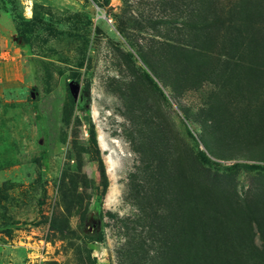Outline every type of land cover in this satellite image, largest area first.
<instances>
[{"label": "rangeland", "instance_id": "374dc122", "mask_svg": "<svg viewBox=\"0 0 264 264\" xmlns=\"http://www.w3.org/2000/svg\"><path fill=\"white\" fill-rule=\"evenodd\" d=\"M160 4L132 0L130 13L138 21L163 13L170 26L176 7ZM125 10L123 0H0V264H121L126 240L145 236L126 224L139 210L132 194L145 186L138 150L152 116L161 130L169 124L195 164V143L183 126L191 110L198 147L204 149L203 134L212 160L239 163L206 171L232 174L238 192L250 197L264 185V171L247 166L264 164V48L251 52L257 71L240 67L233 83L202 84L179 105L159 85L169 105L136 80L112 15ZM252 232L263 249L258 227Z\"/></svg>", "mask_w": 264, "mask_h": 264}, {"label": "trees", "instance_id": "16d2710c", "mask_svg": "<svg viewBox=\"0 0 264 264\" xmlns=\"http://www.w3.org/2000/svg\"><path fill=\"white\" fill-rule=\"evenodd\" d=\"M123 3L129 17L112 15L123 37L121 43L131 49L127 56L137 69L136 80L157 90L169 105L159 85L179 105L181 95L202 84L224 87L233 83L240 67L257 71L251 52L264 48V0H160V6L176 7L177 16L170 26L165 25L169 21L163 13L141 14L140 21H145L141 25L131 14L132 0ZM244 57H248L246 63ZM183 114L198 132L197 115L191 110ZM146 122L141 128V148H137L144 152L139 170L145 186L138 184L140 191L132 194L139 210L133 223L126 224L128 229L139 227L145 236L140 241L134 236L126 240L120 251L124 255L121 264H264V245L258 250L252 232L253 225L257 226L264 241V185L253 189L250 197L238 192L232 174H209L205 167L231 170L239 163L223 166L212 160L207 153L212 152L209 142L199 134L204 145L200 149L188 123L183 126L195 143V164L189 163L168 123L161 130L157 118ZM99 162L105 191L107 176ZM247 166L264 171V164ZM254 256L260 260H251Z\"/></svg>", "mask_w": 264, "mask_h": 264}]
</instances>
